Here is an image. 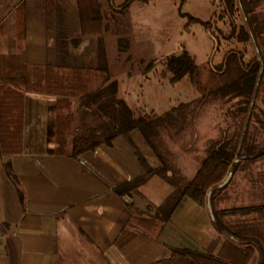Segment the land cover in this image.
Returning a JSON list of instances; mask_svg holds the SVG:
<instances>
[{
  "label": "crops",
  "instance_id": "crops-1",
  "mask_svg": "<svg viewBox=\"0 0 264 264\" xmlns=\"http://www.w3.org/2000/svg\"><path fill=\"white\" fill-rule=\"evenodd\" d=\"M113 1L0 0V55H22L29 66H49L61 73L82 71L89 91L116 83V99L132 110L127 101L129 78H119L121 75L113 72L106 81V75H100V70L109 72L112 68L97 48L107 31L103 10ZM213 1L217 11L209 20L217 19L220 4L203 0L210 7ZM91 2L100 7L103 34L86 39L81 10ZM154 2L163 6L168 0L137 1L125 15L115 10L114 14L146 19ZM162 15L160 24L165 21ZM185 26L183 22V33H191L200 25ZM106 98L100 97L98 103ZM96 106L87 115L78 110L74 135L96 128L99 120H108L104 112L94 113ZM55 133L56 98L27 94L24 152L5 156L0 149V264H155L169 260L171 248L218 257L225 239L213 227L209 208L184 194L202 159L187 156V171L170 170L168 163L163 165L154 155L139 130L74 159V135L67 139L65 155L60 156L55 152ZM131 141L154 171L144 185L121 196L115 191L117 187L144 174ZM225 191L214 196L217 212L264 205V197L261 205H255L249 195L227 201ZM168 200L177 207L171 222L160 231L144 230L133 220L135 211L146 214L148 208L156 209ZM222 222L243 243L255 248L249 264H264V210L228 215Z\"/></svg>",
  "mask_w": 264,
  "mask_h": 264
},
{
  "label": "trees",
  "instance_id": "trees-1",
  "mask_svg": "<svg viewBox=\"0 0 264 264\" xmlns=\"http://www.w3.org/2000/svg\"><path fill=\"white\" fill-rule=\"evenodd\" d=\"M137 1L146 2L147 0H124L115 10L116 13L125 15ZM255 1L219 0L222 11L217 19L222 21L226 18L228 20L231 31L227 36L217 28L214 20L204 21L181 11L179 14L181 18L186 19V29L192 25H200L210 33L215 39L216 52H219L221 44L215 37L214 29L221 34L224 40L234 39L238 43L251 41L249 25L242 24L238 27L236 17L237 15L246 17L249 12L248 8L253 6ZM214 3L215 1L213 5ZM89 4L86 8L81 6L83 8L81 10L82 35L86 39L101 37L103 34L100 7L95 2ZM183 4L182 0L181 5ZM156 64L157 61L153 60L148 69H152ZM166 69L171 74L172 83L179 82L188 76L194 87L206 92L208 98L217 96L226 102L236 103L238 113L241 114L250 112L255 105L264 75V58L260 60L254 58L246 63L243 52L229 50L224 54L220 64L213 67L209 63L197 66L193 57L184 49L180 55H173L167 59ZM85 79V73L79 70L61 73L49 66H29L22 55H0V149L3 155L11 156L24 152L25 98L27 94L36 93L56 98L55 152L57 155H65L67 139L74 135L78 110H83L87 115L88 110L97 105L94 113L104 112L108 115V120L104 122L99 120L96 128H90L74 135L72 155L74 159L87 152L95 151L101 146H111L117 137H129L132 131L139 130L159 161L167 165L165 157L158 151L153 139L160 136L162 129L176 126L177 118L172 114H167L164 118L159 116L137 117L124 101L116 99V83L109 84L99 91H89L84 85ZM109 79L111 78L108 73L105 80L109 81ZM103 96L108 98L105 102L98 103L100 97ZM131 144L144 169V174L117 187L115 191L121 196L144 185L154 171L137 146L132 141ZM240 160L241 146L236 136L230 140L212 143L208 148L207 157L202 159L199 171L184 192L185 196L204 207H208V201H210L212 225L225 239L218 257L205 256L188 249L171 248V258L155 264H249L251 262L255 255V248L250 246V243L248 245L243 243L237 234L231 232L222 222V217L262 211L264 205L227 209L221 212L213 208L215 194L231 183L236 170L240 167ZM7 171L11 173L8 168ZM229 175L231 178L225 183ZM176 207L175 202L168 200L156 209L148 208L146 214L135 211L133 220L140 228L149 232H157L171 222Z\"/></svg>",
  "mask_w": 264,
  "mask_h": 264
},
{
  "label": "rangeland",
  "instance_id": "rangeland-1",
  "mask_svg": "<svg viewBox=\"0 0 264 264\" xmlns=\"http://www.w3.org/2000/svg\"><path fill=\"white\" fill-rule=\"evenodd\" d=\"M123 1L107 3L103 10L107 31L97 49L112 68L109 72L105 68L100 70V75L117 72L116 75H121L119 78H129L127 101L137 117L164 118L172 114L177 118L176 126L162 130L154 140L158 151L168 160L170 170L187 171L190 157L206 158L212 143L236 136L241 146L240 167L226 187L225 199L230 201L249 195L255 205H261L264 197V75L254 107L250 112L239 114L236 103L217 96L208 98L206 92L194 87L188 76L172 83L166 63L170 56H178L184 49L197 66L208 63L216 66L229 50L243 52L246 63L264 58V0H256L248 8L246 17H236L238 27L249 25L250 42L224 40L216 29L213 30L221 44L219 52L214 47L215 39L200 26H195L191 33H183L182 24L186 19L182 21L179 14L181 11L209 21L217 11L216 6H206L203 0H186L184 5L180 0H168L163 6L154 2L145 14L148 18L140 17L141 21L134 15L114 14ZM216 1L219 4V0ZM160 11L165 17L161 24ZM219 11L221 13V6ZM214 21L223 35H229L231 28L226 18ZM153 60L157 64L148 69Z\"/></svg>",
  "mask_w": 264,
  "mask_h": 264
},
{
  "label": "water",
  "instance_id": "water-1",
  "mask_svg": "<svg viewBox=\"0 0 264 264\" xmlns=\"http://www.w3.org/2000/svg\"><path fill=\"white\" fill-rule=\"evenodd\" d=\"M230 178H231V175L228 176V178L226 179L225 183H227ZM208 208H209V212L211 213V203H210V201H208Z\"/></svg>",
  "mask_w": 264,
  "mask_h": 264
}]
</instances>
